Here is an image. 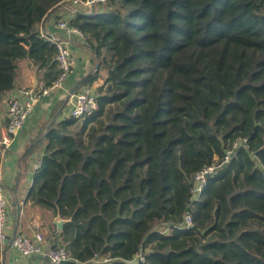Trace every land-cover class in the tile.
Wrapping results in <instances>:
<instances>
[{"label": "trees", "instance_id": "obj_1", "mask_svg": "<svg viewBox=\"0 0 264 264\" xmlns=\"http://www.w3.org/2000/svg\"><path fill=\"white\" fill-rule=\"evenodd\" d=\"M60 4L0 0V109L22 62L44 88L58 78L42 31ZM69 23L95 61L72 89L104 73L99 108L75 133L56 116L20 157L25 175L46 145L27 201L68 220L52 242L64 264H264V0H111ZM226 149L197 199L195 174Z\"/></svg>", "mask_w": 264, "mask_h": 264}, {"label": "crops", "instance_id": "obj_2", "mask_svg": "<svg viewBox=\"0 0 264 264\" xmlns=\"http://www.w3.org/2000/svg\"><path fill=\"white\" fill-rule=\"evenodd\" d=\"M68 10L69 12H67ZM68 10L64 6L58 8L56 12L52 13L47 20L45 29L48 31V33H53L70 39V48L75 59V67L68 75L69 80L64 84L66 80L65 79L60 87L55 88L40 99L39 103L42 99H44V102H42L40 105L37 116L34 114V109L28 117L24 128L18 133L11 143V146L3 153H0V165L3 168L4 185L7 189L9 205L12 209V200L15 198L19 201L20 206V210L17 209L18 213L16 218L14 215L10 214V220L7 227L9 237H11L16 232L23 231L30 236H33L36 233H41L44 235L46 241L50 244L55 241L53 235L56 234V231H58L54 226L55 215L53 214L52 210H50V208L41 204L33 205L27 201L28 192L33 183L34 173L41 166L46 145H44V143L42 145L39 144L38 149L33 151L28 156L27 173L25 175H22L25 172V165L23 162H21L20 157L30 146L32 138L36 135L39 125L41 126L42 118H48L50 115L51 109L53 107L51 103H61L57 112L59 113L57 114V120L65 119L61 116V108L69 97V93L73 90L72 87L83 77L93 72L95 63H93V55L91 51L86 46L84 40L85 36L58 27L59 22L65 20L69 23L70 19H72L76 14L74 9L71 10L73 11V14L70 13V9ZM88 10H90V8H88L87 11ZM56 16L60 18L59 21H57ZM36 73V68H32L25 61L22 62V73L19 75L20 77H18L17 87L7 93L6 99H8L10 95H13L15 91L24 87L43 89V82L40 79L38 80ZM47 103L50 104V107L44 112L42 111V108ZM5 106L6 104H3L2 108H4V110L0 109V127L4 126L6 123ZM49 124L50 123H48L47 128ZM46 129L44 130L45 132ZM17 179H19L18 183H16ZM13 187L16 188L15 191H13ZM16 219L17 226H15ZM3 251L4 252L0 250V263L3 261L5 264H50L49 260L44 255L22 257L16 250L11 248L10 245H7ZM85 264L97 263H95L94 260H91Z\"/></svg>", "mask_w": 264, "mask_h": 264}, {"label": "built area", "instance_id": "obj_3", "mask_svg": "<svg viewBox=\"0 0 264 264\" xmlns=\"http://www.w3.org/2000/svg\"><path fill=\"white\" fill-rule=\"evenodd\" d=\"M111 0H71L70 5H65L70 10H87L91 6L108 5ZM59 28L67 29L70 32L84 33L77 27L70 25L67 21H61L58 24ZM48 41L55 44L57 47V61L60 68L58 78L48 87L37 89L34 87H24L18 89L10 95L6 103V123L0 127V153H3L10 146L18 133L24 128L28 117L39 103L40 99L45 95L60 87L64 80L68 77L70 72L75 67V59L71 52L70 39L59 36L53 33H48L46 30L42 31ZM99 108L97 99V92L95 87L91 84H86L78 91L69 93V97L61 108V116L72 117L75 119H85L94 114ZM246 142V139H243ZM240 141L233 143V148L239 146ZM232 149H226L225 155L221 161H216L203 167L195 174L196 186L193 192H199L196 198L198 199L208 182L209 176L213 175L216 169L223 167L230 161ZM11 207L8 201L7 189L4 185L3 168L0 165V248L3 251L7 245L16 250L23 257H30L34 255H44L49 260L50 264H64L69 259V252L62 244L48 243L41 233H36L33 236L25 235L20 232L14 233L11 237L8 235V223L10 220ZM187 227L193 225L191 213H187L185 217ZM99 255H96L95 260ZM101 262L108 263L111 258L108 256H100ZM139 261H145V255L141 251L137 254ZM0 264H5L1 261Z\"/></svg>", "mask_w": 264, "mask_h": 264}, {"label": "rangeland", "instance_id": "obj_4", "mask_svg": "<svg viewBox=\"0 0 264 264\" xmlns=\"http://www.w3.org/2000/svg\"><path fill=\"white\" fill-rule=\"evenodd\" d=\"M68 10V9H67ZM71 11V10H70ZM67 12H69V10L67 11ZM73 11H71L70 13H72ZM69 13V14H70ZM73 14V13H72ZM93 63H95V61L93 60ZM94 68V67H93ZM94 70V69H93ZM22 73V72H21ZM21 73H20V75H21ZM36 75H37V78H38V80H39V76H38V74L36 73ZM20 77V76H19ZM68 78V77H67ZM66 78V80H65V82H64V84L65 83H67L68 82V80H69V78L67 79ZM105 79H106V77H105V75H104V73H103V75H101L99 78H97V79H95V81L92 83V85L95 87V89H96V91H97V89L101 86V85H103V83H104V81H105ZM84 85H82L80 88H82ZM80 88H78V89H76V90H74V91H78ZM59 91V90H58ZM8 101V99H6L5 101H4V104H6V102ZM42 102H44V99H42L41 100V102L36 106V108H35V110H34V114L37 116V114L39 113V109H40V105L42 104ZM62 103H63V101H62ZM65 104H66V101L64 102ZM60 102H58V103H56V104H53V103H51V105L53 106L52 107V109H51V112H50V115L48 116V118H42V122H41V126H44L45 127V129L47 128V125H48V123H51V121L53 120V118H55L56 116H57V114H59V113H57L58 112V110H59V108H60ZM43 106V105H42ZM50 107V104H46V105H44L43 106V108H42V111H46L48 108ZM2 110H4V108H1ZM49 112V111H48ZM56 120V119H55ZM83 120L84 119H80L74 126H72V127H70V131L71 132H73V133H75V132H77V130H78V128L81 126V124H82V122H83ZM101 121H107V119H105V117H103L102 119H100ZM57 121V120H56ZM55 122V121H54ZM45 124H47L46 126H45ZM39 127H40V125H39ZM39 127H38V130H39ZM44 129V130H45ZM38 130H37V132H38ZM47 130V129H46ZM36 132V133H37ZM45 132V131H44ZM196 180V179H195ZM198 194H199V192H195V195L196 196H198ZM44 218V217H43ZM11 222V221H10ZM55 226V225H54ZM158 229H160V230H162V231H165V232H168V230H169V227L167 226V225H165V224H163V225H158ZM20 233H22V234H25V235H27V233H25L24 231L23 232H20ZM23 257V256H22ZM94 262L95 263H97V264H103L102 262H101V257L99 256V257H97L95 260H94Z\"/></svg>", "mask_w": 264, "mask_h": 264}, {"label": "water", "instance_id": "obj_5", "mask_svg": "<svg viewBox=\"0 0 264 264\" xmlns=\"http://www.w3.org/2000/svg\"><path fill=\"white\" fill-rule=\"evenodd\" d=\"M62 6H65L64 4H60L59 6H57L54 10H52L51 12H49V14L46 16V18H45V20H44V27H43V30H46L45 29V24H46V22H47V20L49 19V17L51 16V14L55 11V10H57L58 8H60V7H62ZM93 11H94V6H91L90 7V11H84V10H75V13L76 14H92L93 13ZM99 66V64H97V67ZM74 90H72L71 91V93L73 92ZM18 209L20 210V206H18ZM68 220L67 219H64V218H62L61 217V215L60 214H57L56 216H55V218H54V225H55V227H56V229L58 230V231H61L62 230V228H63V226H64V224L67 222Z\"/></svg>", "mask_w": 264, "mask_h": 264}]
</instances>
